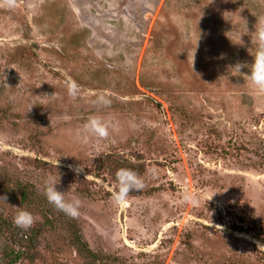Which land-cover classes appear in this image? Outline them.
Returning <instances> with one entry per match:
<instances>
[{"label": "rangeland", "instance_id": "374dc122", "mask_svg": "<svg viewBox=\"0 0 264 264\" xmlns=\"http://www.w3.org/2000/svg\"><path fill=\"white\" fill-rule=\"evenodd\" d=\"M261 20L264 0H0V256L28 209L14 264H264V91L228 74ZM121 167L145 187L115 205ZM58 176L76 217L43 195Z\"/></svg>", "mask_w": 264, "mask_h": 264}, {"label": "clouds", "instance_id": "9594fccd", "mask_svg": "<svg viewBox=\"0 0 264 264\" xmlns=\"http://www.w3.org/2000/svg\"><path fill=\"white\" fill-rule=\"evenodd\" d=\"M255 31H256L258 51L254 59H252V62L250 64L236 63L234 65L229 66L228 74L232 69H234L236 72L241 73L242 67H247L249 71L244 74L249 78V80L254 86H256L259 90L264 91V20H261L257 23ZM241 37L242 34H239V40L241 41V43L239 44L244 43ZM194 53H193V60H194ZM68 92L69 95L73 97L78 95V85L74 81L69 84ZM93 102L98 106L103 107L109 105L111 103V100L107 95L101 93L97 95V97ZM83 130L91 136L104 138L109 135V124L107 121L103 120L101 116L93 115L90 116L84 122ZM69 167L72 168L73 171L76 173H80L84 169V166H82V161L79 164H75V165L70 164ZM59 176L45 181L43 187V195L45 196L47 202L50 205H52L55 209L63 212L65 215L69 217H76L79 215L81 200L79 198H75V199L65 198V191L59 190L56 187V185L59 183ZM115 180H116L117 188L116 190L113 191L111 195V200L115 205H120L126 202L128 200L130 193L134 191H140L145 187L144 178L140 174H138L136 170L127 167H121L116 170ZM0 200L7 203L6 193L0 194ZM182 202L195 203L196 198L193 194L186 192L184 194ZM12 219H13V223L21 229H28L35 223L34 215L28 209H19L14 214Z\"/></svg>", "mask_w": 264, "mask_h": 264}, {"label": "trees", "instance_id": "16d2710c", "mask_svg": "<svg viewBox=\"0 0 264 264\" xmlns=\"http://www.w3.org/2000/svg\"><path fill=\"white\" fill-rule=\"evenodd\" d=\"M0 227H2V230H5L8 223L4 222L3 220L0 221ZM1 231V230H0ZM18 237L20 239V242H22V251H19L15 254V258H12L11 255L7 253V251L4 249L2 252V255L0 256V262L2 264H8L7 261L5 262V259L10 258V264H14L16 259L19 258V256H22L26 253V256H31V249L33 245L35 244V235L32 233V231H29L28 229H19ZM4 259V260H3Z\"/></svg>", "mask_w": 264, "mask_h": 264}]
</instances>
